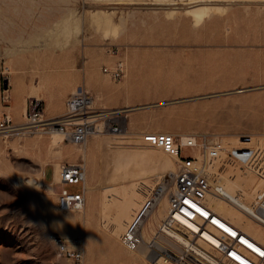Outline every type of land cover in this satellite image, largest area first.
<instances>
[{
	"label": "rangeland",
	"instance_id": "rangeland-1",
	"mask_svg": "<svg viewBox=\"0 0 264 264\" xmlns=\"http://www.w3.org/2000/svg\"><path fill=\"white\" fill-rule=\"evenodd\" d=\"M150 5L143 4L141 8L117 5V17L129 18L125 26H121L119 38H103L83 27L80 45L62 51L49 45L48 37L44 36L55 19L72 7L84 19L96 7L109 8L112 4L107 0H0V122L11 112L9 118L13 124L12 128L0 129V264H131L133 253L121 242L124 231L116 224L115 215L132 206L113 205L121 199L118 191L112 190L111 194L98 188L95 191L100 201L97 211L87 219L82 211L58 209L57 187L52 189L42 182L40 191H35L16 179L20 174L39 178L43 166H50L47 174L48 179H52V163L55 162L59 165L88 163L82 144L65 139L68 150L57 153L49 141L52 129H42V125L18 128L27 125L25 114L31 94L42 98L44 118L56 119L64 114L75 85L93 94L95 104L103 107L96 90L87 85L89 70L93 79L121 88L119 96L103 100L107 107L122 106L112 109L121 112L110 117L130 133L105 132V136L122 133L139 136L146 128L156 129L161 125L200 137H215L214 140L222 141L226 137L223 141L230 142L231 145L225 146L230 149L243 145L239 142L241 136H249L253 145L262 148L260 154L264 157V1L235 0L228 11L208 19L203 25H195L185 15L168 18L165 9L148 8ZM6 16L10 17L9 21ZM133 16L137 19L132 20ZM138 17L146 21H139ZM178 17L179 21H175ZM119 61L124 63L126 75L114 80L103 69ZM6 78L8 88L3 83ZM52 94L54 101L50 105ZM23 107L26 123L17 125L16 113ZM131 107L135 109L122 111ZM115 118H122L121 122ZM133 121L142 124L131 130L129 124ZM95 157L96 167L91 161L87 166V177L93 184L99 181L103 164L100 153ZM228 170V176L236 170L238 173L250 170L249 186L263 177L251 173L252 167L244 160ZM139 182L136 188L139 198L134 206L154 199L160 193L158 188L170 184L172 179L166 173H149ZM80 187V184L71 185L68 190L75 192ZM86 195L87 201L91 194L88 191ZM102 198L109 199L110 203L99 206ZM56 215H66L73 221L66 228L58 227L51 220ZM157 227L156 224L144 234V242L152 239ZM56 235L69 242L79 239L80 243L74 246L83 250V260L78 262L61 256L53 240ZM138 254L143 257L142 253Z\"/></svg>",
	"mask_w": 264,
	"mask_h": 264
},
{
	"label": "built area",
	"instance_id": "built-area-1",
	"mask_svg": "<svg viewBox=\"0 0 264 264\" xmlns=\"http://www.w3.org/2000/svg\"><path fill=\"white\" fill-rule=\"evenodd\" d=\"M103 71L114 80H121L126 75L121 61L114 68L104 67ZM25 116L29 128L45 123L43 129L55 128L75 144H82L99 121H107L112 131L123 129L110 117V111L94 106V96L84 88L70 95L67 110L60 118L45 120L43 103L36 98L30 100ZM12 127L8 116L0 122V129ZM239 140L243 145L230 149L221 139L210 140L207 136L188 135L184 138L162 132L155 136L157 146L175 157L178 168L173 173L174 189L169 194L168 212L152 239L146 242L148 254L155 257L153 264H264V190L255 194L248 206H243L238 201L239 195H231L224 185L228 168L241 160L252 167L251 173L264 176L262 148L253 145L249 136H241ZM54 178L53 168L51 180ZM86 178L84 163L65 162L61 165L60 180L55 183L59 210L79 211L84 207ZM79 184L81 187L75 192L68 190L69 186ZM160 189L161 186L157 191ZM212 199L227 203L231 212L219 211ZM141 216L121 236L122 244L128 249H137L144 241L139 228ZM247 221L253 223L254 228L249 229ZM172 233L184 239L179 250L171 249L165 242L171 238L176 240ZM53 240L59 246L61 256L78 262L83 260V250L74 246L80 243L79 239L69 242L56 235ZM159 243L164 245L161 247Z\"/></svg>",
	"mask_w": 264,
	"mask_h": 264
},
{
	"label": "bare ground",
	"instance_id": "bare-ground-1",
	"mask_svg": "<svg viewBox=\"0 0 264 264\" xmlns=\"http://www.w3.org/2000/svg\"><path fill=\"white\" fill-rule=\"evenodd\" d=\"M107 1H109V3L112 4L111 7H109V8L103 7V6L96 7L94 10L89 11L84 19H82L80 17V15L77 14L75 8H73V7L69 8L61 17H59L58 19H55V21L52 23V25L44 33V36L48 37V39H49L48 44L52 45V46H56L62 51L66 50V49H74L77 45H80L81 41L83 40L80 37V34L83 31V27H85V29L87 28V29L91 30L93 32V34H97V36H98V34L102 35L103 38H109V39L110 38L111 39L119 38L120 34L122 33L121 32L122 31L121 26L124 25L127 21H129L128 17H123L121 20L117 17L116 8H117V5H121V4L135 5L136 8H141L143 6V4H145V5L151 4L150 6H148V8H163V9H165L166 10L165 13H166V16L168 18L173 19L177 16L180 17L182 15H185V16L189 17L195 25H203L208 19H212L217 14L225 13L226 11H228L230 9V5L235 0H150L151 3H149V1H147V0H107ZM181 1H182V4L180 3ZM15 4H16V2H15ZM179 4H181V5H179ZM231 8H232V6H231ZM248 8H250V7H248ZM16 9H18V8H16ZM15 11H17V10H15ZM51 12H53V11H51ZM135 14H136V12H135ZM153 14H155V13H153ZM153 14H151V15H153ZM140 15H141V13H140ZM130 17H132V16H130ZM157 17H159V16L157 15ZM179 17H178V20H175V21H179ZM9 18L7 17L8 21H9ZM154 18H153V20H154ZM134 19L136 20L137 18L135 16H133L132 20H134ZM156 19L157 18H155V20ZM138 20L143 22V21H146V18L138 17ZM159 21H161V20H159ZM167 22L170 23L171 21L170 22L167 21ZM10 23H11V21H10ZM152 23L157 25V23H155V22H152ZM149 25H151V24H149ZM151 26H153V25H151ZM5 27H8V26H5ZM13 28H15V27H13ZM7 31H10V30H7ZM46 44H47V42H46ZM114 66H112L111 68H114ZM6 67L9 69V66H6ZM87 75H88L87 76V85L90 88L92 87L96 90L97 99L103 105L104 109H106V110L110 109V110H108V111H110V114L111 113L115 114L117 112H121L119 110L114 112L112 109H119L122 106H120V107H107L104 104V102L106 101V98L110 99V98H114L116 96H119L121 88L119 89L117 87H113L112 85L108 84L107 82H102L100 80L93 79V75H92V72L90 70L88 71ZM107 75H109V74H107ZM75 87H76V89H75V91H73L75 93L79 92L82 89V88H78V87H80L79 85H75ZM74 88H73V90H74ZM62 92H64V91H61L60 93H62ZM30 96L32 98H36L39 100L42 99L40 97H37L35 94H31ZM53 96H54V94H52L50 99H49L50 105H53V101H54ZM104 98H105V101L103 100ZM102 100H103V102H101ZM94 106L100 107V106H97L95 104V98H94ZM127 106H129V105H127ZM103 107H100V108H103ZM132 107L126 108L122 111H129V110L132 111V109H135ZM66 110H67V102H66ZM66 110H65V112H66ZM25 111L26 110L23 107V110L16 113L17 114V120L16 121L18 122L17 125H24V123H26L23 121L24 120L23 114L25 113ZM63 115H61V116H63ZM61 116H56V118L61 117ZM9 117H12L11 112H10ZM50 119H55V117L54 118L53 117L52 118H50V117L45 118V120H50ZM121 119L122 118H116V120H118L120 122H121ZM44 124H41V125H44ZM141 124H142V122L138 123V122L133 121L129 124L130 129L135 130L136 127L140 126ZM29 127L30 126L26 125V126H21L18 129H26ZM108 127H109V123H107V121L97 122L95 130L91 133V135L88 136V138L82 143V145L79 144L82 146L83 156L88 162L85 164L86 168H87L90 161L92 162L93 166L96 167L97 162H96L95 154L98 155L100 153L101 159L103 162V164L101 165L102 166L101 175L99 176L100 178H99V181L97 183L93 184L92 180L88 179V177L86 178V191L87 192L89 191V193L91 195H90V198L86 201V204L84 205V207L79 211H82V214L87 219L92 217V214L94 213V210H96L98 202H100L97 200V193L95 192L98 188L105 190V191H110V193L112 190H115L116 192L118 191L119 194L121 195V199L119 201L113 200L114 201L113 205L117 206V207H121V208H129L131 206L132 207L130 209H128L127 211L123 210V211H120V213H116V215H115L116 224L118 226L120 225L121 230L125 231V229H127L139 215H142L140 218V221H139V228L142 229L143 238L145 239L144 234L148 233L147 231H149V230L150 231L153 230L154 226L156 224L159 225L160 222L164 219V217L166 216V214L168 212L169 194H170L171 190L174 189L173 173L176 172V170L178 168L175 157L171 156L165 150H163L162 148L157 146V144L155 143V139H154L155 135L162 132V133H171L174 135L178 134V135L185 138L188 135H192V134L188 133V131L176 130V129H172L169 127H163V126L159 125L156 129H152L150 127L146 128L145 130H143L139 133V136H127L126 134H123V133L122 134H110L108 136H105V134H104L105 132L106 133L118 132V131H112ZM122 127H123V125H122ZM123 129H124V127H123ZM123 129H122V131L124 133H130L129 130L125 131ZM134 134H137V133L134 132ZM50 137H51V140H49V141L51 143V146L53 145L56 147L55 151H57V153H61L63 149L68 150L67 146H65V145H67L65 142V139H67V138L65 137L64 133H62L61 131H59L55 128H52ZM214 139H215V137H214ZM223 139H227V138L223 137L222 142L224 143L225 146H228V144H230V142L226 143L225 142L226 140L223 141ZM57 155L59 157V154H57ZM55 156H56V154H55ZM223 156H224V153L222 154V157ZM52 165H53V168L55 170V178L53 181L45 179V177H44L45 166H43V168L41 166V168H42L41 173L42 174L39 178H37L33 175L26 176L24 174H20L17 176L16 179L18 182L26 183L27 185H29V187L30 186L33 187L35 191L36 190L40 191V189H41L40 186H41L42 182H45L47 185H49V187H51L52 189H55V187H56L55 183H57L60 180L61 165H59L56 162L52 163ZM247 171H249V172H247ZM247 171H245L247 173H238L236 170L235 172L233 171L234 173L231 176L225 175V177L223 178L224 185H225V188L227 189V191L229 193H231V195H239L238 201L243 206H248L251 203L252 199L254 198L255 194L260 193L264 190V176L262 178H260L259 182H255L256 184L254 183V186H252V185L249 186L250 184L249 185L247 184L248 183L247 178L250 174V170H247ZM149 173H151V174H153V173L154 174L166 173L172 179V182L170 183L171 185L169 184V182H170L169 181L168 184L170 186L168 184H164V187H161V189L159 191L160 193L158 192L159 194H157L154 199L153 198L148 199L146 202H144L143 205L134 206V204L137 203V200L139 198L138 197L139 194L137 195V191H136V188H137L138 184L140 183L139 181H141V179L144 177V175L149 174ZM113 192L114 191H112V193ZM99 194L101 195V193H99ZM167 195H168V200H166ZM45 199L46 198H44V200ZM101 200H102L101 201L102 203H100L99 206H101V204L104 206L105 204L108 205L110 203L109 199L102 198ZM149 202H150V204H149ZM46 203H47V201H46ZM46 203H44V205ZM212 203L217 207V209L219 211L225 210V212H227V213L231 212V207H229V205L226 206L227 203H225L224 201H222L220 199H212ZM101 211L102 210H100L99 213H101ZM55 213H53V215ZM70 215H71V213H70ZM63 216L64 217H60V216L57 217V215H56L55 216L56 218L54 217V219H51L52 223L58 224V227L60 226L61 228L68 227L70 225V223H72L73 220L70 217H66V215H63ZM76 216H78V214ZM79 216H81V215H79ZM51 218H53V217H51ZM75 219H77V218H75ZM79 219H80V217H79ZM147 219H151L148 224L146 223ZM89 221H91V220H89ZM80 222H83V221L80 220ZM91 222L93 223V221H91ZM120 222H122V223L118 224ZM145 223L148 225V227H145L146 226ZM89 224H90V222H89ZM123 224H125V227ZM246 226L249 229L254 228V224L249 222V221L246 222ZM88 227H89V225H88ZM69 228H71V227H69ZM76 228H74V229H76ZM108 229H110V228H108ZM86 230H87V228H86ZM106 231H108V230H106ZM123 231H121V232H123ZM66 232H68V230H66ZM172 235L176 238V240H173L172 238H171V240L166 239L165 241H167V245L171 249H176V250L181 249V246L184 242V239L181 238L176 233H172ZM209 238H211L213 241H215L212 237H209ZM162 244L163 243H159V246L162 247L164 245V244L163 245ZM147 249H148V245L144 241L142 242V244L137 249H128L129 251H131L130 253H133L132 255H130L131 256L130 257L131 262L130 261L129 262L131 264H132V262L134 264H142L143 262H146V264H153L155 257L150 256L148 254ZM138 253H140V254L142 253L143 257L141 258L140 256H138L139 255ZM124 254H127V253H125V251H124ZM91 262H93V261H91Z\"/></svg>",
	"mask_w": 264,
	"mask_h": 264
},
{
	"label": "crops",
	"instance_id": "crops-1",
	"mask_svg": "<svg viewBox=\"0 0 264 264\" xmlns=\"http://www.w3.org/2000/svg\"><path fill=\"white\" fill-rule=\"evenodd\" d=\"M18 99H19V98H18ZM49 167H50V166L45 167V170H44V177H45L46 180H51V179H48V174H47V170H48ZM52 167H53V166H52Z\"/></svg>",
	"mask_w": 264,
	"mask_h": 264
},
{
	"label": "water",
	"instance_id": "water-1",
	"mask_svg": "<svg viewBox=\"0 0 264 264\" xmlns=\"http://www.w3.org/2000/svg\"><path fill=\"white\" fill-rule=\"evenodd\" d=\"M3 83H4V87L5 88H8V79L7 78L4 79Z\"/></svg>",
	"mask_w": 264,
	"mask_h": 264
},
{
	"label": "snow or ice",
	"instance_id": "snow-or-ice-1",
	"mask_svg": "<svg viewBox=\"0 0 264 264\" xmlns=\"http://www.w3.org/2000/svg\"><path fill=\"white\" fill-rule=\"evenodd\" d=\"M185 203H188V201H185ZM193 207H195V205H193ZM197 211H199V209H197ZM215 223V221H213ZM262 255H264V253H262Z\"/></svg>",
	"mask_w": 264,
	"mask_h": 264
}]
</instances>
